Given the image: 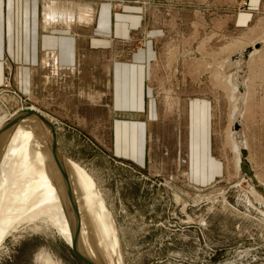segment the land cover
I'll list each match as a JSON object with an SVG mask.
<instances>
[{"label": "rangeland", "instance_id": "374dc122", "mask_svg": "<svg viewBox=\"0 0 264 264\" xmlns=\"http://www.w3.org/2000/svg\"><path fill=\"white\" fill-rule=\"evenodd\" d=\"M250 4L255 5L253 0H149L147 21L154 23L165 19L168 23L174 19L182 20L181 26L168 24L165 27L166 39H177L179 44V48L176 44L173 47L177 49L173 60L185 51V54L188 53L192 46L201 48V44L211 50L209 71L217 70L222 60L220 52L223 53L222 61L228 58V76L225 77L228 101L222 98V107L220 105L214 109V116L222 114L228 119L226 123L223 120L222 126L228 130L229 173L223 178L218 176L207 186H193L184 172L176 169L177 164L185 165L176 152L180 133L175 118L166 117L165 130L158 129L154 133L152 169L142 170L127 158L114 154L110 122L103 113L105 100L101 101L100 116H94L86 108L84 113L81 111L87 122H57L44 111L43 106L33 104L38 102L36 96L30 97L17 90L11 75L7 76L0 88V105L5 108H2L4 113L27 106L34 109L32 105L50 118L61 153L76 166L75 170L71 169L80 175L78 179L73 174L74 179L78 182L82 177L88 178L94 194L99 196L111 221L115 223L124 264H264V207L255 201L251 193L253 187L263 191L260 187L264 188V182L254 175L253 185L240 173L231 141L234 108L237 101L242 99L241 91L233 90L236 75H241L238 77L239 87L246 89V84L264 81V0L260 4V11L249 10ZM190 9L193 11L190 12ZM243 13L246 16L241 17V24L237 26L235 20ZM193 14L199 22L206 19L209 25L190 27L188 20L192 19ZM190 31L193 42L189 40ZM144 40L143 36L137 38L134 48L142 49ZM225 46L227 54L224 53ZM176 59L174 67L171 60H163L174 68L163 77L166 84L178 88L170 90L172 95L178 97L188 94V91L180 88L187 87L190 82L188 71L193 70V66L189 67V61L182 62L183 59L179 57ZM195 59L198 67L204 66V58ZM204 80L205 75H202ZM219 81L220 77L218 80L214 75L213 83ZM246 94L245 105H242L243 115L239 120V130L244 140L248 91ZM217 96L220 103V95ZM82 102L87 104V100ZM256 109V114L260 113L259 108ZM1 118L3 113L0 110V128L3 125ZM217 132L216 149L219 153L223 145L219 127ZM246 145L248 148L247 140ZM245 155H248L247 151ZM5 157L0 160H5L1 162V180L2 168L7 160ZM260 157L264 160V155ZM47 218L50 222L39 219L27 228L22 226L10 232L0 244V264H85Z\"/></svg>", "mask_w": 264, "mask_h": 264}, {"label": "crops", "instance_id": "0c3cea01", "mask_svg": "<svg viewBox=\"0 0 264 264\" xmlns=\"http://www.w3.org/2000/svg\"><path fill=\"white\" fill-rule=\"evenodd\" d=\"M261 3L253 0L255 5L248 9L260 11ZM148 9L149 0H0V88L11 75L17 90L36 96L38 102L33 104L43 106L57 122H87L81 111L86 108L100 116L101 101L105 100L103 113L110 122L114 154L142 170L151 168L154 133L165 130L166 117L175 118L180 133L176 152L185 165L177 164L176 169L182 170L193 186H207L229 173L228 130L222 126L228 119L222 114L214 116V109L222 107V98L228 101V58L226 55L222 61L220 52L222 60L212 72L208 70L210 48L192 46L188 53L176 57L193 66L188 71L190 82L180 88L188 94L172 95L170 90L178 88L166 84L163 76L174 70L177 49L173 47L179 48V44L177 39H166L165 27L181 26L182 20L153 23L147 21ZM194 13L197 16V10ZM195 14L188 20L190 27L209 25L206 19L199 22ZM244 16L246 13L237 17V26ZM140 36L145 38L144 46L137 50L134 42ZM191 37L190 31L189 40ZM165 58L173 67L163 61ZM195 58H204V66L198 67ZM214 75L220 77L219 82L213 83ZM246 85L243 133L248 143L245 160L252 174L240 173L254 185V175L264 182L260 157L264 155V81ZM256 108L260 113L256 114ZM218 127L224 145L219 153Z\"/></svg>", "mask_w": 264, "mask_h": 264}, {"label": "bare ground", "instance_id": "6f19581e", "mask_svg": "<svg viewBox=\"0 0 264 264\" xmlns=\"http://www.w3.org/2000/svg\"><path fill=\"white\" fill-rule=\"evenodd\" d=\"M239 76L240 73L236 75L233 90L241 91L242 99L237 101L234 108L231 141L239 170L250 175L249 164L245 160L246 140L239 130L247 89L239 87ZM2 108L0 105L3 113L0 160L4 156H7L4 158L7 160L2 168L5 179H0V244L10 232L22 226H31L39 219H46L44 221L47 222L49 217L64 241L71 248L75 245L94 264H123L118 230L99 196L94 194L93 185L89 184L88 178L78 180L80 175L73 171L76 166L63 154L60 170L48 126L35 117L19 115L25 110L42 113L29 106L10 113H4ZM1 162L5 160L0 161V167ZM73 174L78 177V182ZM251 193L255 201L264 207V190L253 187Z\"/></svg>", "mask_w": 264, "mask_h": 264}, {"label": "water", "instance_id": "95a60500", "mask_svg": "<svg viewBox=\"0 0 264 264\" xmlns=\"http://www.w3.org/2000/svg\"><path fill=\"white\" fill-rule=\"evenodd\" d=\"M20 116H32L37 118L38 120H41L46 127L48 126L50 129V133H51V137H50V142L52 144V148L55 150V155L56 158L58 160V164L60 166V170L62 171V166H63V161H62V153L58 147V143L56 141V133H55V129H54V125L52 122H50L46 117H44L42 114H39L37 112L31 111V110H25L22 113L19 114ZM19 116V117H20ZM71 250L77 255V257L85 264H94L93 262H91L89 259H87L86 257H84V255H82L78 249L75 247V245L73 246V248H71ZM123 264H124V260H123Z\"/></svg>", "mask_w": 264, "mask_h": 264}]
</instances>
